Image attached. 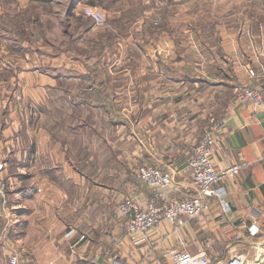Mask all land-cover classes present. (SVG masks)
I'll list each match as a JSON object with an SVG mask.
<instances>
[{
  "label": "crops",
  "instance_id": "0c3cea01",
  "mask_svg": "<svg viewBox=\"0 0 264 264\" xmlns=\"http://www.w3.org/2000/svg\"><path fill=\"white\" fill-rule=\"evenodd\" d=\"M13 1L15 11L20 14L32 5V0ZM94 1L98 2L76 0L75 5L99 8ZM7 2L11 0H0V19L6 16L1 3ZM99 2L101 4L102 0ZM149 2L134 23L139 27L134 26L130 35L121 40L117 38L118 56L106 65L109 79L117 85L116 115H124L118 117L120 124L114 133L118 145L114 148L116 161L120 165L155 167L171 174L174 188L168 195L183 197L192 189L187 158L204 132L213 126L211 119H214L221 126L214 133V166L223 169L243 164L237 174L229 175L220 184L225 190L222 200L227 208L223 209L219 201H214L207 214L194 219L180 218L176 230L163 222L155 230L156 234L147 235H130L126 231L119 234L114 225L109 236L99 237L103 223L95 221L93 229H97V238L91 237L93 232L85 229L91 227L89 186L99 170L80 174L74 164L89 165L92 156L78 157L72 146L64 148V156L51 152L44 156L43 145L47 152V148L52 147L51 151L56 153L62 145L60 140L52 144L49 135L32 136L21 118L24 105L40 113L39 106L47 98L46 90L55 85V76L61 74L52 63L49 64L50 75L42 71L43 66L59 57L48 53V57L44 56L41 44L36 43L39 50L34 52L36 58L28 55L27 47L21 44L18 45L23 49H16L24 55H10L5 49L8 42L0 38V160L9 185V207L0 216V264H7L5 258L9 252L17 254L21 264H88L92 259L104 264H171L172 255L183 246L191 253L205 251L210 264H224L235 256L241 257L243 264H255L264 258V248L260 246L264 241V65L252 64L256 76L251 77L249 63L237 65L232 58V63H227L229 66L218 67L216 76L211 77L205 74L202 64L205 60H200L201 64L196 65L200 71L186 75L185 67L182 70L180 67L187 64L184 56L187 43L175 39L178 37L167 29L164 21L165 26L160 24L159 14L165 18L168 11L164 10V5L170 4L169 0ZM160 7L162 10H158ZM111 13L104 14L115 19L128 16L120 10L111 9ZM141 18L148 19L146 28L142 27L145 21ZM111 29L90 28L98 33ZM220 48L222 50V46ZM248 48L252 49V45ZM126 50L134 51L135 56L123 58ZM117 62L121 65L116 69ZM78 67L77 63H72L69 68ZM235 67L242 71L240 75ZM233 75H237L240 84H233ZM135 83L142 86V90H137L138 95L128 88V84ZM246 86L260 92L261 106H255L251 100H237V91ZM19 89L22 102L16 100ZM154 89L158 90L156 95ZM130 93L137 96L130 98ZM122 99L133 100L122 105ZM17 130L20 136L15 135ZM25 131L29 139L23 140ZM72 139L67 135L65 146ZM44 161L47 166L43 165ZM127 174L120 171L117 178L127 179ZM131 187L128 192L144 205L151 190L142 182ZM106 188L109 190L103 188L100 200L110 216L114 199L117 201L123 192L112 185ZM111 194L114 196L108 200ZM78 195L83 196L80 201L76 199ZM103 215V220L109 217Z\"/></svg>",
  "mask_w": 264,
  "mask_h": 264
},
{
  "label": "rangeland",
  "instance_id": "374dc122",
  "mask_svg": "<svg viewBox=\"0 0 264 264\" xmlns=\"http://www.w3.org/2000/svg\"><path fill=\"white\" fill-rule=\"evenodd\" d=\"M71 1L72 0H32V5L29 4L27 9L25 8L21 14L20 12L17 13L18 11H15L14 9L16 8L15 1L11 0V2H7V4L1 3V7L6 16L0 19V38H2L4 42H8L5 46L8 54L13 55L19 53V56L22 57L24 53L18 52L19 50L16 49H23L18 45L21 44V46L27 47L26 53L28 55L31 54V56H35L36 58L34 52L36 53V50L39 52V50L36 49V46H38L36 44H41L42 53H45L44 56L48 53L59 57L56 61L49 60L46 63V66H43V72H47L50 75L51 66L49 64L51 63L59 69L58 72L62 75H67L66 69H70L69 67L72 63H77L79 67L76 69H81L82 71L85 63L83 60L75 59V54H77L75 48L77 45H81L83 47L82 49H84V55L86 50H88L89 45L85 40L83 41L81 30L78 29V24L74 19L76 16H81L79 13H75L76 5H71L72 8L70 7V9L72 10L68 15V5H70ZM97 1L98 2H94L97 5L99 4V9L105 14L107 12L111 13V9H113L124 11L126 15H128L125 19H121L120 22L115 18H112V15H108V17L106 16L105 27L112 28L110 32L116 36L118 35L115 42L104 44L102 57L106 58L109 62L111 59L113 60L118 56L116 46L117 41L120 38L130 35L134 26L139 27V24L136 25L134 23L138 21L137 17H140L141 13L148 7L146 5L148 0H115V2L102 0L101 4L99 0ZM169 3L170 4L167 3V6H163L164 10L168 11L165 18L162 17V14H159V17L161 18V22L164 21L167 24V29L175 37H178L175 39L183 40L187 43L184 52L187 64L181 66V70L185 67L186 73L191 74L192 71L197 73L200 69L196 65L201 64L200 60H205L202 63L205 74L207 76L215 77L217 68L229 66L227 63H232V58L236 61L235 64L237 65L243 64L244 62L249 63L250 67L248 69H253L255 73V67L252 64H258L259 62L264 65V53L262 52V47L264 45V0H170ZM158 10H162V7L158 8ZM18 14L20 15L19 18H17ZM37 16H39V18ZM130 16H133L134 20H131ZM144 21L145 23H142L141 21L138 23H142V27L146 28V23L149 21L146 18ZM160 24L161 27L165 26L163 22ZM90 26L94 27L92 22ZM148 30L149 29L145 31ZM90 32L91 36L99 34L93 30H90ZM103 32L107 33L105 30ZM192 44H194L197 49H195ZM220 45L222 46V50ZM248 45H252V49H249ZM13 49L16 50L13 51ZM126 55L129 59H132L135 56L134 51L127 52V50L123 51L122 57L127 58ZM123 58H120V61H122ZM93 60V58L89 60L86 58L85 62H92ZM120 65L121 62H117L116 69ZM236 68L237 74L240 75L242 71H238V67H235V69ZM232 82L234 85L240 84L237 75H233ZM128 88L130 91L137 93V95V90H142V86L140 88L136 83L128 84ZM46 92H48V90H46ZM154 92L156 95L158 90L154 89ZM135 93H130V98H132L131 95L137 96ZM43 95H45L44 92ZM16 100L22 102V91L20 89L16 92ZM132 100L122 99L120 104L128 105ZM118 106L120 107L121 105L118 104ZM21 113H23L21 118H23L24 126H27V130L31 132L32 136L40 138V136L42 137V134H44V136L46 134V137L49 135V141H51L52 135L50 132L54 128H52V126L46 127L43 125L45 115L41 111L40 113H37L34 107H26L24 105ZM117 117H121V115H117ZM123 117L124 115L121 118ZM40 126H42L43 129H41ZM93 129L94 126L90 127V130ZM27 134L26 131L23 133V140L26 139ZM15 135L20 136V131L17 130ZM58 139L60 140L62 147L60 146L56 153H54L51 151L52 147L50 150L47 148V152L44 149L45 145H43L42 154L44 156L48 155L50 152L51 154L64 156V148H68L69 145L65 146L66 144L62 143V139L60 137ZM115 139V135L111 132H106L104 139L93 134L91 140L87 138L86 134H81L79 144L83 147L82 140H84L85 146L89 143L91 146L89 153L92 158L95 159V153H100L109 157L108 154L110 152H116V149L114 148H116V146L118 148V145L116 144ZM49 141L47 142L49 143ZM103 141L107 144L106 150L105 147H101ZM69 149H71V147H69ZM94 149L99 150L95 151ZM77 151V147H75V154ZM102 158L104 157L99 156V159ZM0 162L4 168V163L1 160ZM43 165L47 166L48 163L44 161ZM117 165L120 166L119 164ZM95 166L98 167L97 169L99 171L97 170V174L92 176V179L90 180L91 185L89 186L91 188V207L88 215L89 220H91V227L85 229L91 230L93 232L91 237L97 238V234L95 233L97 229H93L95 228L94 225L96 221L98 223H103V227L101 228L102 231L99 232L100 234L98 233L99 237L101 235L109 236L112 226L114 225L118 227L119 234L125 232L126 219L119 215L117 205L122 199L131 196V193L128 192V190L131 192V186H138L141 183V181L136 179V169L142 165L136 164L130 166V164H123L121 165V170L111 169V173H108L109 170L106 167H103L105 165H91V168H94ZM120 171L126 174L128 173L127 179L119 180L117 178ZM102 172H104L103 175H101ZM115 173H117L116 176ZM4 179L8 185L5 176ZM109 185L115 186L117 189L120 187L123 192L122 195L118 197L117 201L116 198L114 199V206L112 208L113 210H110V216L109 210H104V205L102 200H100V193L102 194V191H104L103 188L108 192L109 189L106 187ZM85 186H88V184L86 183ZM85 186L83 185L82 187ZM112 194L107 196L108 200L114 196ZM102 196L105 198L104 194ZM82 198V195L76 196V199L79 201ZM8 207L9 196L7 197V202L4 206H2L0 200V216L7 211ZM99 214H101L100 217L102 220L99 219ZM103 214H105L106 217H109L103 220ZM5 259V262L8 264L9 254ZM19 264H21L20 259Z\"/></svg>",
  "mask_w": 264,
  "mask_h": 264
},
{
  "label": "built area",
  "instance_id": "2783aa9c",
  "mask_svg": "<svg viewBox=\"0 0 264 264\" xmlns=\"http://www.w3.org/2000/svg\"><path fill=\"white\" fill-rule=\"evenodd\" d=\"M76 13L91 20L94 27L104 28L106 16L98 7L81 4L76 7ZM248 74L255 77L253 69H248ZM238 101L251 100L255 106L263 103L260 92L248 86L237 91ZM212 125L203 134L200 141L193 147L188 158L187 166L191 174V191L180 198L168 195L173 191L174 182L171 174L160 169L146 165L136 169V179L144 183L151 193L144 205L134 197L122 199L117 205L119 215L126 219L125 230L130 235H147L157 233L155 230L167 222L175 230L182 217L194 219L210 212L212 202L219 201L223 209L227 208L222 200L225 193L220 185L229 175L239 172L243 164L232 165L217 169L213 163L214 133L220 129V122L211 119ZM8 185L4 179V168L0 162V200L2 206L7 202ZM256 231L253 232L255 234ZM136 243V242H135ZM8 264H19V257L15 253H8ZM7 254V255H8ZM88 264H104L92 259ZM116 264V263H112ZM171 264H210L205 251L191 253L184 246L177 250L171 257ZM224 264H243L241 257H233Z\"/></svg>",
  "mask_w": 264,
  "mask_h": 264
},
{
  "label": "trees",
  "instance_id": "16d2710c",
  "mask_svg": "<svg viewBox=\"0 0 264 264\" xmlns=\"http://www.w3.org/2000/svg\"><path fill=\"white\" fill-rule=\"evenodd\" d=\"M75 3L76 0H72L71 5L74 6ZM70 11L71 9L68 10V15ZM74 19L78 24V29L81 30L83 41L85 40L89 45L84 55V49L81 45H77L75 48L77 53L75 59L84 61V69L82 71L66 69L68 75H56V83L53 87L48 88L47 98L40 104L39 110L45 115L43 125L54 128L50 132L52 144L59 141V137L62 139V143L66 144L68 143L67 135H71L73 139L69 142V146L77 147L76 155L78 157H86L90 154L91 146L89 143L88 147L87 145L82 147L79 144L81 134H86L89 140L92 139L93 134L104 139L106 132L114 134L116 126L120 124L115 111V88L117 85L109 79L106 71V65L109 62L102 57L104 44L115 42L118 35L108 31L91 36L89 34L91 20L84 16H76ZM121 19L124 18H116L119 22ZM130 19L134 20V17L130 16ZM86 58L88 60L93 58L94 60L92 62L86 61L89 63L87 64ZM92 126L94 129L90 130ZM101 147L107 149L105 141L102 142ZM94 150L98 151L99 149ZM95 155V159L90 161L89 165L80 166L76 163L74 168L80 171V174L86 175L90 172H97L98 167L91 168V165H105L103 167H106L109 172L111 169H122V166L116 161L114 151L108 154L109 157L100 153H95ZM99 156L104 158L99 159Z\"/></svg>",
  "mask_w": 264,
  "mask_h": 264
},
{
  "label": "water",
  "instance_id": "95a60500",
  "mask_svg": "<svg viewBox=\"0 0 264 264\" xmlns=\"http://www.w3.org/2000/svg\"><path fill=\"white\" fill-rule=\"evenodd\" d=\"M262 248H264V241L262 242V244L260 245ZM262 260L264 261V258L263 259H259L255 262V264H263L262 263Z\"/></svg>",
  "mask_w": 264,
  "mask_h": 264
}]
</instances>
